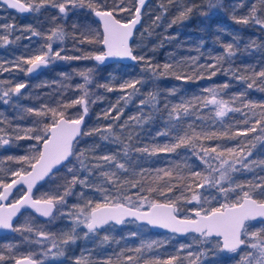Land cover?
<instances>
[{
  "label": "trees",
  "instance_id": "trees-1",
  "mask_svg": "<svg viewBox=\"0 0 264 264\" xmlns=\"http://www.w3.org/2000/svg\"><path fill=\"white\" fill-rule=\"evenodd\" d=\"M21 1L25 2V0ZM35 2L38 3L39 0ZM185 2L194 3L199 7L194 9L186 19L176 20L180 10V0H175L171 4L168 0H146L142 23L134 36L131 48L135 56H143L146 60H150L151 65L159 66V71H163L164 64H171L173 69H182L183 74L191 76V79H176L177 72L173 70H169L165 75L153 76L152 71L146 67L145 61L137 60L135 65L129 66L121 64L103 66L96 63L94 58L71 60L57 58L39 73L29 76L26 70H22L28 67L23 63V59L38 54L41 50L46 51L43 48L46 42L52 43L54 51L63 48L62 56L89 55L94 57L100 54L102 35L93 16L94 11L87 6L88 0H85L84 7L71 8L69 5L70 10H67L65 15H61L58 8L45 5L39 11H33L31 15L21 16L0 4V136L9 139V144H0V178L6 183L10 182L14 179L10 175L11 171L21 167L15 158L34 151L35 149L30 147L32 145H35L36 149L40 148L41 144H37L34 140L16 139V136L22 134L24 129L34 127L37 121L46 119L36 116L28 109H40L42 105H46L60 110V104H70L73 99L82 95L83 89L78 86L84 85L89 93L87 97L89 111L84 127L106 129L108 125H112L113 133L120 139L117 141L114 136H110L108 140H103L98 133L80 139V143L75 144L74 150L79 148L84 151L89 157L86 161L89 167L96 162L92 159L93 156L115 155L119 162L126 164L129 172L124 173L123 170L116 169L113 164L102 162L105 167L91 169L89 176L88 169H79V163L73 161V166L78 169L77 175L80 178L87 176L88 182L95 187H106L111 193L110 201H114L118 196L125 204H135L140 197L146 196L147 200L143 207L146 208L152 201L168 203V198L171 196L174 198L172 202L176 213L179 212L180 217H193L192 212L188 210L195 205L187 203L184 198L190 197L191 193L185 192L183 197L180 196V187L187 183L186 180H181L172 192L165 195H160L158 191H150V189L159 188L170 179L169 177L158 179L162 175L156 171L158 169L171 170L174 177L179 168L184 169L185 175L196 170L207 175V169L197 156L186 147H181L174 153L157 152L151 155L137 152L135 148L148 147L151 149L153 146L159 147L165 143H171L175 131L171 128L172 124H182L185 127L187 124L203 125L209 130L218 133L227 131L230 134L235 130L246 129L249 125L243 121L248 118L241 112H230L223 118L215 117V105L211 104L203 108L197 106L198 116L202 119L191 114L197 113V108H190L188 116H184L181 110L179 121L175 119V114L170 118L169 111L173 105L181 104L193 97H209L210 93L205 91L209 88L216 89L219 94L217 98L229 100L230 106L233 107L239 106L241 99L264 101V91L259 90L260 87H264L259 83L262 78H256V85L252 89H247L250 80L237 78L241 75L252 76L254 72L264 70V32L260 29V25L251 22L249 24L236 22L237 19L249 14V5L254 3V0H222V5L217 8H209L207 0H185ZM115 3H119V0H93V6L100 10L112 9ZM125 3L130 8H134L137 0H125ZM113 14L121 21L131 18L130 12H114ZM257 15L260 13L258 12ZM158 16L160 19H157ZM174 20H176L175 23H173ZM6 26L11 27V32ZM57 27L64 30V41L60 42L55 39L46 41L51 30ZM29 29H34L40 35H32ZM82 34L92 38L93 42L80 44L78 41ZM3 37H6L8 42H5ZM229 44L233 46L235 52V55L230 57L226 54V46ZM220 56H224V59L217 64L216 69L206 70L201 67V65L217 63L216 58ZM210 71H215L216 75L208 78ZM82 72L88 73L91 83L85 84L84 77L80 75ZM200 76L204 78L201 79ZM137 79L142 83L137 85L139 91L134 95H128L129 92L135 91L133 89L121 90L124 82ZM17 84L25 85L19 94L9 93L7 97L2 95L4 91ZM104 84L112 87L113 91L100 87ZM224 84H228V87L222 88ZM245 91V97L232 101L231 98ZM150 94L156 95L155 107L151 103H142V101L149 100ZM124 97L127 99L125 100ZM4 100H8V103ZM165 104L168 108L164 107ZM113 108L115 110H112ZM63 110L66 117L71 118L81 112V106L75 105ZM243 111H248V109H243ZM106 112H110V115L105 116ZM118 112L120 113L119 120H113L112 117L117 116ZM133 117L147 122L138 123ZM251 122L249 119V124ZM256 128L255 132H248L246 135L232 139L222 137L202 142L205 145L218 144L221 148H234L237 156L243 149L244 155L248 152L252 153L248 156V161L255 160V163L250 166L251 170L237 171L232 174L233 182L242 187L236 188L234 194L231 191L226 194L228 203L234 202V197L238 198L237 193L242 195L243 191H251L253 185L264 179V133L261 132L264 124ZM163 131H168L169 135H157L158 132ZM129 134L132 135L131 140L128 139ZM123 144H128L130 147L127 157L123 153ZM226 157L229 160L236 159L235 156L227 153ZM142 169L146 171L141 174ZM103 171L115 172L116 176L112 179L117 183L125 179L139 180L143 185V191L139 186L130 187L127 183L120 188H115L112 183H105L108 178L101 175ZM71 175L63 167L52 180H47L36 189L34 196L40 198L55 194L57 191L62 192V186L71 179ZM46 184H51L52 189L48 193H43L42 188ZM224 184L226 182H222V186ZM81 190L85 194L83 198L79 196ZM196 191L201 195V202L197 205L199 209L201 206L203 210L215 208L224 202L225 194L209 185ZM18 194L16 192L14 196ZM104 195L103 192L95 191V188L82 189V186L77 183L72 188L71 194L65 197L66 203L57 205L54 216H58L57 213L61 208L66 214L75 213L76 209L72 206L75 204L83 206L84 200L102 203ZM129 197L131 200L128 199ZM59 216L61 219H72L68 215ZM50 221V223L49 221L41 222L31 213H25L16 226L29 222L33 227L42 228L49 233V239L51 236H59V232L63 234L71 230L69 225L65 224L61 227L60 223L58 225L55 223L54 226L52 219ZM247 224L264 226L258 222ZM248 230L249 232L260 231V228L250 227ZM102 231L106 234L111 233V236L113 234L110 246L107 241H104L106 234L104 236L98 233L87 235L84 242L78 246L77 251L79 248L80 250L71 260H82L84 264H97L99 262L97 256L104 250H109L112 254V264H128L124 259L128 255L134 257L131 264H156L157 260L163 264L164 260L173 256L178 257L175 260L176 264H242V261H234L231 254L224 253L217 239H205L194 235L177 237L154 234L147 227L134 222H125L118 227L109 225ZM136 231H141V234H135ZM36 239L45 241L42 237H36L34 233L26 231L15 232L13 236L0 237V254L10 255L5 246L11 245L13 254L17 258L27 256L29 255V251L26 250L28 242ZM256 239H264V231H261ZM149 243L152 244L151 249L141 248L140 253L134 251L142 244ZM244 249H249L251 253L255 252L246 245L237 252ZM92 252L94 255H86ZM13 262L9 260L5 264Z\"/></svg>",
  "mask_w": 264,
  "mask_h": 264
},
{
  "label": "snow or ice",
  "instance_id": "snow-or-ice-1",
  "mask_svg": "<svg viewBox=\"0 0 264 264\" xmlns=\"http://www.w3.org/2000/svg\"><path fill=\"white\" fill-rule=\"evenodd\" d=\"M3 4L7 5L9 8L17 9L20 12L26 11H39L41 7L49 5L53 8H58L59 13H67L69 5L71 8L84 7L85 0H39L38 3L35 0H25V2H20V0H0ZM146 0H137V6L130 8L125 0H119V3H115L112 9H97L93 6V0H88L87 6L92 8L95 15L100 17L103 21L104 27V37L103 44L107 46V51L101 55H95L94 57L85 55L81 57H70L67 55H61L63 48L58 50H53L52 43L46 42L43 46L45 50H41L38 54H34L27 59H23V63L30 65L31 67L26 70L31 73L32 71L40 68L41 66L46 67L49 63L54 62L55 59L61 60H71V59H88L94 58L98 62H103L108 57H127L132 60L145 61L146 67H148L153 76L165 75L169 70L177 72L176 79H191V76H185L183 70L180 68L173 69L171 64H164L163 71H159V66L151 65L150 60H146L143 56L133 55L132 48L129 45V41L133 36L135 26L141 19V8L144 6ZM175 0H168V3H174ZM209 8H217L222 5V0H207ZM198 5L194 3H186L185 0H180V10L176 17V20H183L188 17L194 9L198 8ZM250 12L243 18L237 19V23L249 24L250 22L256 25H260L264 28V0H254V3L249 5ZM114 12H130L131 18L126 21H121L114 16ZM260 15H257V13ZM235 19V17H233ZM157 19H160L158 16ZM173 21V23L176 22ZM8 27V31L11 32V27ZM32 35H40L34 29H29ZM2 39L7 41L6 37ZM53 39L63 42L65 39V32L62 28L57 27L51 30L50 34L46 37V41H53ZM80 44L85 42L92 43L93 40L87 35H81L78 41ZM226 54L230 57L235 55L233 51V46L231 44L226 46ZM224 59V56L216 58L217 63L209 65H201L202 68L206 70L216 69L217 64ZM19 67V65H17ZM91 71V70H89ZM81 76L84 77L85 84L91 83L88 73L82 72ZM216 75L215 71H210L208 78ZM260 79V85H264V70L254 72L252 76H238L240 80H250L247 84V89H252L256 85V78ZM199 78H204L200 76ZM142 82L137 80H129L121 85V90L125 91L127 89H133L134 92H129L128 95H134L138 92L137 85ZM24 84H17L14 87L9 88L4 91L2 95L4 97L9 96V93L19 94L20 90L24 88ZM79 88L83 89L82 95L78 98L73 99L70 104H60L59 109L56 107H48L42 105L40 109H28L29 112H34L36 116L45 117L43 121H37L34 127L27 128L23 130L22 134L16 136V139H27L34 140L37 144H41V147L36 149L35 145L30 146L35 149L28 155H24L16 159V162L21 165L17 170L11 171L10 175L15 179L10 182H4L0 178V202L8 201V197L12 194V190L17 185H24L26 188L22 189V194L17 198H14L11 202L0 203V230H10L12 232L26 231L28 233H34L36 237H42L43 239H49V233L44 231L42 228L33 227L29 222H25L23 225L14 226L13 219L21 212L22 209L31 208L40 216L50 217L54 220L56 217L53 215L54 209L57 205H63L66 203L65 197L71 194L72 188L79 183L83 188H95L97 192H103L104 200L102 203H94L92 200H84L83 206L75 204L72 207L76 209L75 213H64L63 209L57 213L58 215H68L73 220V227L70 232L64 233L61 237L60 243L62 245H67L70 242L74 243L77 237L76 229L79 226H83L87 229V233H95L98 229L110 225V222L114 224H122L126 217H134L136 220L145 221L150 225L158 226L161 228L169 229L173 233H199L201 237L205 239L213 235L223 237V248L227 249L229 252H236L241 245H246V247L254 249L253 253H246L242 259V264H264V239L257 240L256 238L260 236V232L264 231L259 225L253 226L248 225L247 222L256 220L259 218H264V179L260 183L252 186V190L243 191L242 195L237 193L238 198H233L234 202H227V193L234 191L236 188L242 187L240 184H235L232 180V174L237 171L251 170V164L255 163V160L248 161V156L252 153L248 152L244 155L243 149L240 150L237 156L236 149L226 147L221 148L220 145H205L202 142L211 139H220L222 137H227L232 139L237 136L246 135L248 132H255L257 130L256 126L264 124V101L255 102L252 100L241 99L239 106H230L229 100L223 98H217L218 92L214 88L206 89L205 91L210 93L209 97H193L191 100L184 101L181 104L173 105L171 111H169V117H173L175 114V119L180 120V111L182 110L184 116L190 114V108L207 107L208 105H215L214 115L215 117L223 118L230 112H241L245 117L243 122L249 126L244 130H235L231 134L227 131L217 132L214 130H209L203 125L196 126L194 124H187L183 126L182 124H172L171 128L174 129L173 138L171 143H165L162 146H153L151 149L148 147H136L135 151L148 153L149 155L155 154L157 152L174 153L177 149L181 147L190 148L193 155L197 156L199 161L207 169V175H204L201 171H191L187 175L184 174V169L179 168L176 176H173L171 170L158 169V173H162L158 179H163L164 177H169L170 179L159 188H152L150 191H158L160 195H165L166 193L172 192V190L177 187V184L181 180H186L182 187H180V196H184L185 192H190V197H184L187 203H192L195 201L197 204L201 202V195L196 191L200 188H205V185L216 188L217 191L225 194L224 202L220 206L215 208H210L203 210L194 209V216L187 218H178L175 215V205L172 202L173 197H169L168 203L159 202H149L148 210L141 211L144 207V202L147 200L146 196L140 197L135 204H125L118 196L114 201L109 200L111 193L104 187H95L93 184L88 182V177L80 178L77 175L78 169L73 166V161L79 163V169H88L89 176L91 175V169L104 168L105 164L102 162H107V164H113L116 169L123 170L124 173L129 172V168L126 167L125 163H121L116 159L115 155H100L93 156L92 159L96 162L89 165L86 161L89 159L85 155L84 151L76 148L74 150V144H79L80 139L86 136H93L95 134H100V138L103 140H108L110 136H114L117 141H119V136L113 133L112 125H108L106 129L96 128H86L82 127L84 125L85 117L88 115L89 111V101L87 99L89 93L84 85H79ZM104 87L107 91H113V88L108 84L100 85ZM228 84H224L222 88H227ZM260 91H264V87L259 88ZM246 96V91L238 94L237 97L231 98L234 102L236 99ZM126 100L127 98L124 97ZM8 103V100H4ZM95 102L94 100L92 101ZM151 103L155 107L157 103V98L155 94L149 95L148 101H142V103ZM75 105L81 106V112L75 114L73 117L68 118L65 115L63 109L72 107ZM168 108V105H164ZM199 108H197V113H191L197 115L198 119L202 117L198 116ZM243 109H248V111H243ZM112 110H115L113 108ZM258 110V111H256ZM251 113V115H249ZM110 115V112H106L105 116ZM120 113L117 116L112 117L113 120H119ZM136 119L138 123H145L147 121H140ZM249 119H251V124H249ZM211 127V126H210ZM264 133V129H261ZM157 135L168 136V131L158 132ZM80 138V139H78ZM128 139H132V135H128ZM0 144H9V139H5L0 136ZM219 149V150H218ZM130 151L128 144H123V153L127 157ZM226 153L230 156H235L236 159L229 160L226 157ZM9 159H13L9 157ZM63 164L64 168L68 173H71V179L66 182L63 187V191H57L55 194H49L42 196L40 198L32 197V190L38 181L44 180L45 177L51 179L58 172L59 168L57 166ZM240 167H237V165ZM179 167V166H178ZM56 168L57 172H53ZM143 171L141 170V174ZM218 173L219 175H215ZM102 176L108 179L105 183H112L115 188H120L123 184L127 183L130 187L141 188L143 191V185L139 180L136 179H125L117 183L112 178L116 176L115 172L103 171ZM199 178V179H197ZM119 179L118 177L116 178ZM222 182H226L222 186ZM228 185H232L231 187ZM207 190V189H206ZM84 191L81 190L79 196L84 197ZM131 200V198H128ZM203 211V214H202ZM51 221H49L50 223ZM261 224H264V219L261 220ZM250 227L260 228V231L249 232ZM108 230V229H106ZM85 233V237H87ZM243 235V239H242ZM109 237L104 236V241H107ZM33 243L40 244L41 240L36 239L32 241ZM5 248L10 255L0 254V264H5L6 261H14V264H43V261L36 260L32 255L23 256L17 258L13 254V247L11 245H6ZM51 248H57V243L52 242ZM141 248H152V244L141 245L140 248H136L134 251L136 253L141 252ZM51 254L52 256H63L64 249L61 247L59 251L52 253L51 249L44 253L45 256ZM191 255V253L189 254ZM178 257H170L163 261V264H173V262ZM128 264L134 261L132 255H128L125 258ZM75 264H84L82 260H76ZM108 264V262H104ZM156 264H160L157 260Z\"/></svg>",
  "mask_w": 264,
  "mask_h": 264
},
{
  "label": "water",
  "instance_id": "water-1",
  "mask_svg": "<svg viewBox=\"0 0 264 264\" xmlns=\"http://www.w3.org/2000/svg\"><path fill=\"white\" fill-rule=\"evenodd\" d=\"M20 2H23V1L20 0ZM0 4H1L2 6H4L7 10H9V11H15V12H17L18 14H20V15H22V16L30 15L31 12H32V11L20 12V11H18L17 9H13V8H9V7H7V5L3 4L2 2H0ZM136 6H137V3H136ZM143 10H144V6L141 8V14H140V15H141V19H140V21L137 23V25L135 26L133 36H132V38H131L130 41H129V45H130V47H131V45H132V42H133L134 36H135L137 30L139 29L141 23H142V13H143ZM62 14H64V13H62ZM93 15H94L95 21H96L97 24L99 25L100 32H101V35H102V42H101L102 52H101L100 54H98V55H101V54H103L104 52L107 51V46L103 44V37H104L103 21L100 19V17H98V16L95 15V12H94ZM122 22H123V21H122ZM260 29L264 32V28H261V26H260ZM132 52H133V51H132ZM133 55H134V53H133ZM94 61H95L96 63H99V64L103 65V66L112 65V64H121V65H128V66H129V65H135L136 62H137V60L134 61V60H132V59H130V58H127V57H108V58H106L102 63L96 61L95 59H94ZM29 67H31V66L28 65L27 68H29ZM44 68H45L44 66H41L40 68H38V69L32 71L31 73L27 72V74H28L29 76H32V75H34V74L40 72V71L43 70ZM81 110H82V109H81ZM86 118H87V116L85 117V121H86ZM85 121H84V124H85ZM82 127H84V125H83ZM78 139H80V138H78ZM74 146H75V144H74ZM40 147H41V145H40ZM63 167H64L63 164L57 166V168H59V170L62 169ZM53 172H54V173L57 172V169L54 168V169H53ZM14 179H15V178H14ZM47 180H49V177H45L44 180H41V181H38V182H37V184L35 185V187H34L33 190H32V197H33V198H35L34 193H35L36 189L39 188L40 186H42L44 183H46ZM24 188H26V186H24V185H17V186L12 190V194L8 197V201H6V202H0V203H8V202H10V199H11L13 193H14L16 190H18V189H24ZM159 203H166V202H159ZM56 209H57V207L54 209L53 215L55 214ZM147 210H148V207H146V208H142V209H141V211H147ZM26 212H29V213L33 214V215H34L38 220H40V221H44V222H45V221H48V220L51 219L50 217H43V216H40L39 213H36V212H35L33 209H31V208H26V209H22L21 212H20V213H19V214L13 219V225L16 223V221L19 219V217H20L23 213H26ZM202 214H203V213H202ZM175 215H176L178 218H184V217H180V216L176 213V211H175ZM262 219H264V218H259V217H258L256 220L249 221V222H247V223H250V222H258V223H261V220H262ZM125 222H134V223H136L137 225L145 226V227H147V228L149 229V231H150L151 233H154V234L175 235V236H177V237H185V236H187V235H194V236H197V237H201L199 233H193V232H188V233H173V232H171L169 229L161 228V227H158V226L150 225V224H148V223L145 222V221L136 220L134 217H126L125 220H124V223H125ZM122 224H123V223H122ZM122 224H118V225H117V224H114V222H110V225H114V226H117V227H118V226H121ZM106 226H108V225H106ZM106 226H105V227H106ZM103 228H104V227H103ZM103 228H100V229H103ZM100 229H98V230H100ZM86 230H87V229H86ZM13 233H14V232H12V231H10V230H0V237H2V236H8V235H13ZM207 238H208V239H217V240L219 241L220 248H221V250H222L224 253H226V254L233 253V252H229L227 249H224V248H223V237H222V236H216V235H213V236H211V237H207ZM242 239H243V235H242ZM243 246H244V245H241V247L238 248L237 251L240 250V249H242ZM13 264H14V263H13Z\"/></svg>",
  "mask_w": 264,
  "mask_h": 264
},
{
  "label": "rangeland",
  "instance_id": "rangeland-1",
  "mask_svg": "<svg viewBox=\"0 0 264 264\" xmlns=\"http://www.w3.org/2000/svg\"><path fill=\"white\" fill-rule=\"evenodd\" d=\"M237 167H240V165L238 164ZM53 177L50 179L52 180ZM52 189V186L51 184H46L45 186H43L42 188V192L43 193H48L49 191H51ZM232 194H234L235 190L234 191H231ZM19 195L21 194H18L16 195L14 198H17ZM194 203L193 205H195L194 207L190 208L188 210V212H192L193 216H194V209H199L197 204L195 201L192 202ZM178 214H180L178 212ZM56 218L54 220H52V223L53 225L55 226V223L58 225L59 223V226L61 227H64V225L66 224V226L69 225V227H73V220L72 219H61V217L58 215V216H55ZM52 225V227L54 228V226ZM261 228H264V226H261ZM55 231V230H53ZM71 230H69L68 232H70ZM68 232H65V233H68ZM76 232H77V237L75 239V242L72 243L70 242L69 244L67 245H62L60 243V240H61V237L62 235V232L60 233L59 232V236L57 237H54V236H51L49 240H45V241H41L40 244H36V243H33L32 241H29L28 242V251H29V255H32L33 258L37 259L38 261L42 260L43 261V264H55V263H58V262H61L62 260H65L66 259V255L67 253H69V251H75L76 248L78 247V245L82 242H84V239L86 238L85 237V233H87V231L85 230V228L83 226H79L77 229H76ZM58 233V232H57ZM88 234V233H87ZM106 233L104 232H101L100 235L101 236H104ZM135 234H141V231H136ZM134 234V236H135ZM89 235V234H88ZM96 235V234H94ZM106 235H108L109 239L107 240V244H109V246L112 244V236H111V233H107ZM52 242H56L57 243V248H51V244ZM99 244L101 245V243L99 242ZM217 245V244H215ZM104 246L106 247V245L104 244ZM63 247L64 249V255L63 256H52L51 254L45 256L44 253L47 252L49 249H51V252L52 253H55L57 251H59V249ZM104 247V248H105ZM246 253H251L249 249H244V250H241V252H233V253H230L231 254V257L234 259V261L238 262V261H242L244 255ZM88 256L90 255H94V253H88L86 254ZM173 264H176V262L174 261Z\"/></svg>",
  "mask_w": 264,
  "mask_h": 264
},
{
  "label": "flooded vegetation",
  "instance_id": "flooded-vegetation-1",
  "mask_svg": "<svg viewBox=\"0 0 264 264\" xmlns=\"http://www.w3.org/2000/svg\"><path fill=\"white\" fill-rule=\"evenodd\" d=\"M12 12H15V11H12ZM33 12V11H32ZM32 12H31V14H32ZM15 13H17V12H15ZM18 14V13H17ZM30 14V15H31ZM61 15H65V14H62V13H60ZM94 14V13H93ZM20 15V14H19ZM22 16V15H21ZM28 16V15H27ZM94 16V15H93ZM11 49H12V44H11ZM42 71V70H41ZM39 73V72H38ZM37 74V73H36ZM35 75V74H34ZM33 76V75H32ZM41 187V186H40ZM38 189V188H37ZM19 193V194H22V189H18V190H16L14 193H13V195H12V197H11V199H10V202L13 200V197H15L14 195H15V193ZM36 198V197H35ZM26 213H29V212H26ZM25 213H23L20 217H19V219L24 215ZM33 215V214H32ZM55 215V214H54ZM36 218V217H35ZM19 219L16 221V223L19 221ZM37 219V218H36ZM51 220V219H50ZM50 220H48V221H50ZM40 221V220H39ZM48 221H45V222H48ZM41 222H44V221H41ZM16 223L14 224V226H16ZM109 226V225H108ZM107 227V226H106ZM105 228V227H104ZM103 228V229H104ZM85 230H86V228H85ZM87 231V230H86ZM101 232H103L102 231V229H100V230H97L95 233H98V234H100ZM15 234V232L13 233V235ZM89 235H93L94 233H88ZM87 234V235H88ZM13 235H8V236H13ZM2 237H6V236H2ZM81 244V243H80ZM79 244V245H80ZM78 245V246H79ZM28 245L26 246V250H28ZM77 249H78V247L76 248V250L75 251H69V253H67V257H66V259L65 260H62L60 263L61 264H75V259L72 261L71 259L76 255V253L80 250V248H79V250L77 251ZM73 254V255H72ZM77 257V256H76ZM97 260L99 261L97 264H104V262H108V264H112L111 262H112V254H111V251H109V250H104V252L103 253H100L99 254V256H97ZM35 259V258H34ZM37 260V259H36ZM14 263V262H13ZM12 263V264H13Z\"/></svg>",
  "mask_w": 264,
  "mask_h": 264
}]
</instances>
